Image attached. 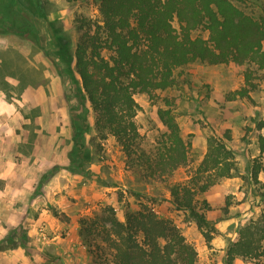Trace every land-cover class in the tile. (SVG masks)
I'll return each mask as SVG.
<instances>
[{"label": "rangeland", "instance_id": "1", "mask_svg": "<svg viewBox=\"0 0 264 264\" xmlns=\"http://www.w3.org/2000/svg\"><path fill=\"white\" fill-rule=\"evenodd\" d=\"M23 1L31 11L0 0V264H96L80 219L95 218L106 206L120 218L153 209L193 244L197 264H264L261 249L229 254L240 230L264 219V69L255 71L251 88L246 65L195 61L175 70L173 87L135 93L139 142L147 152L165 132L160 108H172L190 143L187 161L172 176H152L128 159L115 136L97 130L78 84L57 72L67 66L55 54L52 23L58 20L55 27L61 24L75 46L78 19L102 23L99 0ZM255 2L246 11L264 16V0ZM243 87L247 96L234 94ZM210 141L233 151L235 176L213 182V171H198ZM254 163L261 167L257 182ZM176 183L192 189L195 210L210 224L200 226L177 208L170 192Z\"/></svg>", "mask_w": 264, "mask_h": 264}, {"label": "trees", "instance_id": "2", "mask_svg": "<svg viewBox=\"0 0 264 264\" xmlns=\"http://www.w3.org/2000/svg\"><path fill=\"white\" fill-rule=\"evenodd\" d=\"M16 1L30 11L33 8L23 0ZM255 1L99 0L102 23L86 17L78 19L81 34L75 46L61 24L55 27L60 22L52 23L55 54L67 66L57 68V72L78 84L91 104L101 134L115 136L128 159L145 165L150 175L170 177L187 161L190 143L182 136L172 108H160L165 132L154 151L147 152L139 142L134 95H151L173 87L175 70L195 61L246 65L245 80L255 87L254 73L264 69V16L245 9L248 3L256 5ZM236 93L247 96V87ZM232 158L233 151L225 143L210 141L198 171L208 175L213 171L208 176L210 181L233 177L236 167ZM260 171V165L254 163L251 174L256 182ZM170 192L177 208L188 210L200 226L211 223L195 210L192 189L187 184L176 183ZM259 222L240 230L241 237L232 243L230 256L237 253L246 257L257 249L264 255V219ZM80 223L85 242L95 248L96 264H197L198 252L193 244L170 220L147 206L128 210L123 218L113 206H106L95 218H81Z\"/></svg>", "mask_w": 264, "mask_h": 264}]
</instances>
